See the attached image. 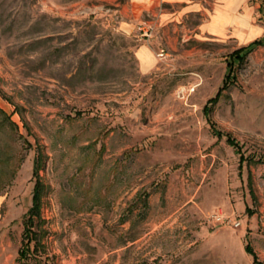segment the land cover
<instances>
[{"label": "rangeland", "instance_id": "rangeland-1", "mask_svg": "<svg viewBox=\"0 0 264 264\" xmlns=\"http://www.w3.org/2000/svg\"><path fill=\"white\" fill-rule=\"evenodd\" d=\"M194 1L0 0V264H253L246 242L264 264V164L239 173L225 136L264 155V44L211 106L213 135L203 107L249 38L202 31Z\"/></svg>", "mask_w": 264, "mask_h": 264}, {"label": "trees", "instance_id": "trees-1", "mask_svg": "<svg viewBox=\"0 0 264 264\" xmlns=\"http://www.w3.org/2000/svg\"><path fill=\"white\" fill-rule=\"evenodd\" d=\"M260 14L264 17V0H260L259 7ZM264 44V35L262 37L256 38L246 45H242L228 54L225 55V72L222 78L221 84L218 87L214 96L209 98L203 107V113L210 125V129L213 135L220 137L223 133L215 126L214 122L211 121L209 113L211 106L215 104L221 94L227 91L231 86L236 84V69L241 66L247 58V55L259 45ZM0 112H2L0 110ZM226 142L230 145L234 152L238 155V169L241 172L244 163L255 162L264 164V155L257 156L253 153L245 154L242 150V144H240L234 137L226 134ZM39 169V160H34L33 164V176L35 178L32 195L31 204L23 215V229L21 234V247L18 250V258L26 259L33 251L36 249V245L39 243V231L35 230L36 224L41 221L40 209H41V197L43 192V184L41 183L37 171ZM252 190L250 189V192ZM244 250L247 254L252 257L253 264H262L257 259V255L254 252L251 245L246 242L244 245Z\"/></svg>", "mask_w": 264, "mask_h": 264}, {"label": "crops", "instance_id": "crops-1", "mask_svg": "<svg viewBox=\"0 0 264 264\" xmlns=\"http://www.w3.org/2000/svg\"><path fill=\"white\" fill-rule=\"evenodd\" d=\"M133 1V0H129ZM209 1L211 11L208 14L207 22L201 24L202 31L215 36L226 35L229 31H238L241 37L249 38V42L262 37L258 32L261 24L264 26V17L259 12L260 2H255L250 8L249 0H203ZM160 3H182L185 12H193L200 9L199 4L194 0H159ZM164 18L165 13H161ZM262 17V18H261ZM242 44V45H246ZM1 217V214H0Z\"/></svg>", "mask_w": 264, "mask_h": 264}]
</instances>
